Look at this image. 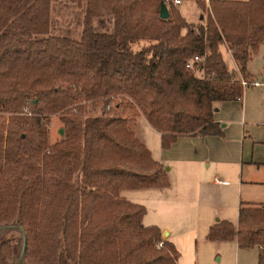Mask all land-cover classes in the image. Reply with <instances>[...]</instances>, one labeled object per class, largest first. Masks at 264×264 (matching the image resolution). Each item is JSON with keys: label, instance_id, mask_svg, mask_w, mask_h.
Instances as JSON below:
<instances>
[{"label": "trees", "instance_id": "1", "mask_svg": "<svg viewBox=\"0 0 264 264\" xmlns=\"http://www.w3.org/2000/svg\"><path fill=\"white\" fill-rule=\"evenodd\" d=\"M84 1L72 38L48 31L50 0H0V110L35 114H9L13 127L0 124V225L13 219L23 231L20 264H175L173 243L142 223L145 207L119 194L167 185L162 165L127 116L80 119L73 111L118 97L160 132L162 148L180 134L220 133L214 102L240 96L239 75L251 77L246 61L264 42V0H196V23L168 0L165 18L160 0ZM99 16L110 18V30L93 28ZM139 40L146 43L134 49ZM193 55L200 59L186 67ZM47 113L63 123L53 143L37 115ZM205 237L257 246L256 264H264V203L240 201L235 223L218 219ZM19 251L0 239V264L17 261Z\"/></svg>", "mask_w": 264, "mask_h": 264}, {"label": "crops", "instance_id": "2", "mask_svg": "<svg viewBox=\"0 0 264 264\" xmlns=\"http://www.w3.org/2000/svg\"><path fill=\"white\" fill-rule=\"evenodd\" d=\"M180 1L172 2L185 21L190 22L177 6ZM220 52L226 66L236 69L229 51ZM254 53L246 61V70L252 76L261 77L264 52L260 68L253 70L250 61ZM261 86L264 85L250 86L249 90L245 87L239 99L214 102L212 118L220 133L180 134L165 148L160 146V132L141 114L129 120V129L162 165L168 184L121 189L119 194L130 201H139L136 203L145 207L142 223L157 225L161 237L171 241L175 248L173 231L176 235L179 229L193 228L205 236L207 228L218 219L235 223L240 201L264 203V128H259L257 123L246 127L240 121L244 120L247 107L252 113L263 110L257 106L264 103ZM230 241L237 246L234 240Z\"/></svg>", "mask_w": 264, "mask_h": 264}, {"label": "rangeland", "instance_id": "3", "mask_svg": "<svg viewBox=\"0 0 264 264\" xmlns=\"http://www.w3.org/2000/svg\"><path fill=\"white\" fill-rule=\"evenodd\" d=\"M206 2L207 0H205V3ZM168 3L174 9H177L171 0H168ZM84 5V0H50L48 7V31L54 34H66L69 37L78 38L83 25ZM177 6L188 21L194 22L199 19L198 11L200 8L196 0H181ZM110 25L111 23L109 17L99 16L92 19V26L96 30L108 31L110 30ZM145 43V40H139L138 42L133 43L132 47L135 49ZM219 48L223 52L226 50L224 44H220ZM263 50L264 45L261 43L258 45L253 58L250 61V67L253 70L260 68L261 56L264 52ZM254 77L258 78L259 75ZM249 88L250 86L246 87L245 89L249 90ZM260 88L264 90V86H261ZM262 98L264 100V96ZM115 101L119 102L118 106L115 105ZM81 104L82 107L80 110L73 111V116H76L80 119H83L87 115L94 114H117L121 116H127L129 119H132V116L137 114L132 110L127 109L124 101L118 97L117 99H110L109 95L101 97L95 101H85ZM257 106L260 109L263 108L261 113H252L249 112L248 107L246 108V115L243 118L244 120H240L242 123H245L244 126L249 127V123H257L259 128H264V103L261 106ZM9 114L27 118L35 115L32 112L23 111L22 108L10 113L0 110V124L6 126L8 125ZM37 115L41 118V121L45 126L48 143H53L56 140L63 138L64 130L60 113ZM8 126L13 127L12 125ZM123 193H125V191ZM132 201L139 202L136 200ZM3 224H9L10 226L0 228V239H9L10 243L14 247V251L17 254L19 248L21 247L20 245L22 241L20 231L16 228V223L13 221V219L6 221ZM170 226H173V223H170ZM176 232V235L174 234L175 231H173L171 235L175 239V246L178 253L176 264H256L257 249L255 246L237 247L230 240L212 243V240H208L202 234V232L201 234L194 232L193 228H188L186 231L184 229H179ZM11 263L16 264L15 257L12 259Z\"/></svg>", "mask_w": 264, "mask_h": 264}, {"label": "built area", "instance_id": "4", "mask_svg": "<svg viewBox=\"0 0 264 264\" xmlns=\"http://www.w3.org/2000/svg\"><path fill=\"white\" fill-rule=\"evenodd\" d=\"M172 1L173 2H178V0H172ZM199 59H200L199 57H197L196 55H193L192 57H190L187 60L185 66L186 67H190L192 61H196V60H199ZM239 83H240V85L242 86L243 89L245 87H247V86L264 85V72H263V75L261 77H258V78L257 77H254V76H251L249 78H246V77H243V76L239 75ZM236 98L239 99L240 96H237ZM22 109H23V111L27 112V110H26L27 107L26 106L23 107ZM160 244H161V240H159L157 242V245H160Z\"/></svg>", "mask_w": 264, "mask_h": 264}, {"label": "water", "instance_id": "5", "mask_svg": "<svg viewBox=\"0 0 264 264\" xmlns=\"http://www.w3.org/2000/svg\"><path fill=\"white\" fill-rule=\"evenodd\" d=\"M158 16L161 17V18H165V17L168 16V10H167L166 4L162 0L159 1ZM59 131H61V130H59ZM6 226H10V225L9 224H2V225H0V228L6 227ZM163 234L166 235V232H163ZM25 240H26L25 239V235H24V233L22 231L21 247H20V251H19L18 257H17L16 264H20L21 256H22V253H23V250H24V246H25Z\"/></svg>", "mask_w": 264, "mask_h": 264}]
</instances>
